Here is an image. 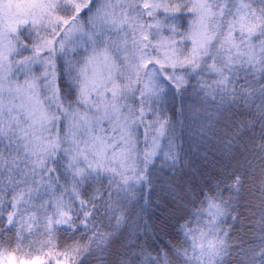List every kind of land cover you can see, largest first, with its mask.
Wrapping results in <instances>:
<instances>
[{
    "label": "snow or ice",
    "instance_id": "obj_1",
    "mask_svg": "<svg viewBox=\"0 0 264 264\" xmlns=\"http://www.w3.org/2000/svg\"><path fill=\"white\" fill-rule=\"evenodd\" d=\"M0 264H264V0H0Z\"/></svg>",
    "mask_w": 264,
    "mask_h": 264
}]
</instances>
